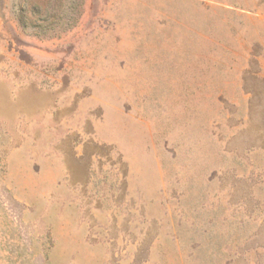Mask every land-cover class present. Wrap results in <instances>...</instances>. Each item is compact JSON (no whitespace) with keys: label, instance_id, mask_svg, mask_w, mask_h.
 <instances>
[{"label":"rangeland","instance_id":"rangeland-1","mask_svg":"<svg viewBox=\"0 0 264 264\" xmlns=\"http://www.w3.org/2000/svg\"><path fill=\"white\" fill-rule=\"evenodd\" d=\"M62 50L69 64L47 62ZM58 70L162 118L167 149L229 209L227 264H264V0H0V264H127L12 153L6 102ZM141 252L136 264L174 262Z\"/></svg>","mask_w":264,"mask_h":264},{"label":"crops","instance_id":"crops-1","mask_svg":"<svg viewBox=\"0 0 264 264\" xmlns=\"http://www.w3.org/2000/svg\"><path fill=\"white\" fill-rule=\"evenodd\" d=\"M46 59L69 64L72 57L62 50ZM45 75L60 83L16 88L5 113L21 122L16 162L31 178H46L53 207L61 194L60 207L77 210L80 224L93 223L94 238L115 241L108 255L131 258L127 264L138 263L143 250L173 264H227L229 209L202 185L205 176L181 168L167 149L163 119L136 112L119 87L81 90L63 83L71 79L63 70Z\"/></svg>","mask_w":264,"mask_h":264}]
</instances>
